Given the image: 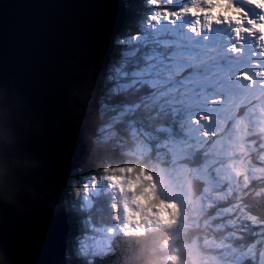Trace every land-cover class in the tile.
<instances>
[{
	"label": "snow or ice",
	"instance_id": "snow-or-ice-1",
	"mask_svg": "<svg viewBox=\"0 0 264 264\" xmlns=\"http://www.w3.org/2000/svg\"><path fill=\"white\" fill-rule=\"evenodd\" d=\"M228 2L231 9L225 11L232 14L227 23L235 25L238 38L241 33L264 37V0H251L254 11ZM162 15L166 19L160 26L154 30L147 27V32L141 34V44L105 66L108 90L104 106L118 127L142 129L140 135L151 153L180 175H189L198 197L209 192L217 194L207 196L206 208L212 211L207 212L206 222L212 226L213 250L222 264H264V222H254L245 215L253 211L249 197L264 188V175L257 176L264 170V79L257 75L264 70V59L241 69L242 77L254 80L253 87L243 81L237 85L216 80L213 67L194 64L177 47V29L168 23L173 21V13L165 8ZM214 96L231 99L223 117L226 126L220 133L207 123H195L202 116L211 117L213 125L221 119L220 106L210 103ZM144 102L151 103L163 119L151 125L138 120ZM210 127L214 133L211 139L199 134L201 128ZM237 166L246 169L247 184L232 171ZM104 171L113 174L81 177L84 191L76 197L81 229L72 253L76 264H115L119 221L122 218L129 225L137 213L152 207L140 182L133 180L135 169ZM117 193L122 198V213L113 199ZM105 197L110 201L111 224L98 206ZM153 198L159 199L155 193Z\"/></svg>",
	"mask_w": 264,
	"mask_h": 264
},
{
	"label": "water",
	"instance_id": "water-1",
	"mask_svg": "<svg viewBox=\"0 0 264 264\" xmlns=\"http://www.w3.org/2000/svg\"><path fill=\"white\" fill-rule=\"evenodd\" d=\"M126 18L125 0H0V264H67L68 179Z\"/></svg>",
	"mask_w": 264,
	"mask_h": 264
},
{
	"label": "trees",
	"instance_id": "trees-1",
	"mask_svg": "<svg viewBox=\"0 0 264 264\" xmlns=\"http://www.w3.org/2000/svg\"><path fill=\"white\" fill-rule=\"evenodd\" d=\"M197 0H185L186 6L192 5ZM126 2V9H127V18L125 20V23L123 25V29L120 32L115 49L112 53V61L114 62L118 59V57L124 53L133 50L135 47H137L142 42L140 41V36L142 33L147 32V27L149 26V21L155 14H159L163 17H166L163 14V10L167 8L169 11L173 13L174 10L175 13H173V16H177L180 11H177L178 9H184V7H180L178 4V1H174L173 5L165 4V2H159L157 5L153 3V0H125ZM211 1H204L199 0L200 8L202 10L205 9V11H209L211 8ZM178 7V8H177ZM182 11V10H181ZM187 12H194V10H188ZM157 12V13H154ZM147 15L149 18L147 20H144L143 17ZM143 36V35H142ZM141 36V37H142ZM250 48H255L254 44L252 43L250 45ZM240 58L245 59L247 61V56L240 55ZM236 76L240 77L242 80H246V77H242L241 74L236 73ZM227 78L228 76H224ZM232 79H228V82L232 83ZM233 84V83H232ZM108 90V81L105 83L104 88V94L100 98V126L99 128L106 122V119L108 118L107 115V109L104 106V95L106 94ZM162 120L163 117L159 116L158 113H155L153 111V105L149 102H144L142 106L139 108V115L137 117L138 120H141L143 122H147L148 124H155L157 122V119ZM131 128V127H129ZM142 131V129H141ZM126 139H128L126 137ZM125 144V143H124ZM127 145V144H125ZM108 147L99 146L98 140H95L94 143V149L91 153V156L89 157V160L87 163H85L79 170H76L70 174V183H69V194L66 193V197H68V204L66 206L67 212L71 217L70 222V229H69V236L67 237V249L66 251L68 254L66 255V261L67 264H76L74 261V257L72 255L73 253V247H74V240L77 234H79L81 225H80V219L82 218L78 212L77 204L78 200L76 197H78L83 191L84 187L81 182V177H89L92 174H95L97 176L103 177L105 175H111L110 172H105V169H112L113 166H121L124 169H135L136 174H138L142 169L143 165L135 162L129 157H126V154L128 152L127 148H122V151L119 149V151H113L112 152L107 149ZM152 165V164H151ZM151 165H149L148 170L147 167L145 168L147 170V173H149ZM80 174V175H79ZM113 174V173H112ZM115 174H118L115 173ZM140 182V181H139ZM141 184V190L144 192L145 183L140 182ZM152 193H154V187L151 186ZM217 194L214 195V197ZM197 195L192 197H196ZM264 196V188H259V190H256L254 195L249 197V204L251 205L253 211L252 212H246L245 215L249 220H252L254 222L260 223L264 222V200L261 199V197ZM113 199L118 203V208L121 211L122 207L119 205L118 199L113 196ZM151 204L153 208H156L158 211L157 217L154 218V212H150L149 215L142 217L139 215H136V218L131 221L129 225H125V222L120 224L121 226L117 230V243L116 247L114 249V254L116 255L117 259L115 264H141L140 259H138V253L141 248V245L145 242L144 234L149 230V226L152 225L154 222H161L159 219V213H160V200L151 198ZM164 197H162L161 201L162 204ZM110 201L109 198H101L98 202V206L102 208V215L105 219V221L109 224L114 223L111 219H109L112 210L110 209ZM167 210V209H166ZM186 210L188 213H195L196 217L194 219L189 218H183L181 214H179L176 210L173 211V213H168L166 211V219L162 221V223L166 224L168 226L167 232L165 233L169 239L175 238L179 243L182 244H188L191 239L194 237L199 236L198 228L190 229V226L195 224L198 221V207L187 205ZM193 211V212H192ZM212 211L208 210L206 207L202 211V215L200 216V219L202 221H206L207 219V212ZM253 212H255V215H253ZM122 213V212H121ZM120 222V221H119ZM210 228L207 229V231ZM132 231H139L140 233H135L134 235L129 234L128 232ZM213 234V232L211 231ZM215 237V236H214ZM206 251V249H203ZM211 253H215V251L212 249L210 250ZM214 256H218L215 254ZM170 260H173L174 257L169 258ZM200 264H217L214 260L211 262H204Z\"/></svg>",
	"mask_w": 264,
	"mask_h": 264
},
{
	"label": "rangeland",
	"instance_id": "rangeland-1",
	"mask_svg": "<svg viewBox=\"0 0 264 264\" xmlns=\"http://www.w3.org/2000/svg\"><path fill=\"white\" fill-rule=\"evenodd\" d=\"M174 1H178L180 7H184L182 11L179 12L177 16H173V21H169L168 23L172 24V27L176 28L177 31L174 33L177 36L175 41L178 48L183 49L186 53V57L189 55L190 50V41L188 39L189 33L187 34V29L189 24L192 21V17L194 13H199L205 11L201 10L199 0L195 1L192 5L186 6L185 0H153L154 5L159 2H165V4L173 5ZM204 1H211V8L209 11H213L215 16L219 17L225 14H232L231 11H225L226 8L231 9V3L228 0H204ZM233 3L236 4L237 8H245L243 4L245 2H251V0H232ZM156 4V5H157ZM178 8V7H177ZM188 10H196V12H187ZM176 10L173 11L175 13ZM157 13V12H154ZM166 17H163L159 14H155L153 18L149 21V26L154 30L158 26L161 25V22ZM143 42V36L140 39ZM215 70L220 69V67H213ZM213 77L215 79V73H213ZM223 97L214 96L210 100V103H216L220 106L219 116L221 119H218L213 125V121L211 117H201L199 120L195 121L196 124L207 123L210 126L215 128V133H220L223 131L221 124L223 123V111H222V104L220 100ZM100 102V101H99ZM108 118L106 122L98 129V136L97 140L99 146L108 147L112 152L122 151V148H127L128 152L126 157L131 158L135 162L142 164L143 169L138 173H133V180L140 181L145 183L144 188V196L147 199L148 203L152 206L151 201L153 197V193L151 190V186L154 187V193L159 197L160 205L158 207H164L167 209L168 213H173V211H177L183 218L194 219L196 217L195 213H188L186 210L187 205H192L198 207V221L192 226L190 229L198 228L199 236L194 237L189 241L187 246V252L191 256L193 260V264H200L204 262H211L215 261L217 264H222L220 258L218 256H214L216 253H211L210 250L214 248L212 244V239H215L214 235L211 233V225L208 224L206 221H202L200 216L202 215L203 209L206 207L208 203L207 196H213L216 194L215 192H209L207 196L195 198L192 197V181L189 175H180L176 172L170 164H166L165 161L161 159H157L155 155H153L149 149V147L145 144L143 137L140 135V131L136 127H118L116 125L115 118L108 114ZM189 132L191 130H188ZM200 135L204 136L205 138L211 139L214 135L213 131L210 128H201ZM126 137L128 139H126ZM214 138V137H213ZM127 145H125V144ZM94 149V146H93ZM92 149V151H93ZM85 164V163H84ZM83 164V165H84ZM152 164V165H151ZM81 165V166H83ZM149 165H151L150 172L147 175L144 174V170ZM80 166V168H81ZM79 168V169H80ZM123 168L121 166H113L112 169ZM77 169V170H79ZM232 171L238 176H242L246 174V169L242 166H237L233 168ZM112 174V172H110ZM80 175V174H79ZM116 175H119L116 174ZM70 176V175H69ZM69 183L70 179H68V184L66 188V193L69 194ZM111 191V190H110ZM114 196L120 200L122 199L119 194H114ZM162 197H164L163 201L167 200L171 203H163L162 204ZM68 204V197L65 199V206ZM122 207V205H121ZM175 211V212H176ZM122 212V210H121ZM150 212H154V218L157 217L158 211H153V206L149 207L147 212L137 213L136 215L145 217L149 215ZM193 212V211H192ZM71 217L68 215V220L71 222ZM124 220L121 218L120 224H122ZM210 228L208 231L207 229ZM78 235V234H77ZM170 240L173 243L178 242L174 237ZM203 249H206L203 250ZM68 252L66 251V255ZM171 258V257H169Z\"/></svg>",
	"mask_w": 264,
	"mask_h": 264
},
{
	"label": "clouds",
	"instance_id": "clouds-1",
	"mask_svg": "<svg viewBox=\"0 0 264 264\" xmlns=\"http://www.w3.org/2000/svg\"><path fill=\"white\" fill-rule=\"evenodd\" d=\"M166 211V208L161 207L159 213L161 222H154L144 234L146 239L141 245L138 259L141 264H193V260L187 252V246L179 242L173 243L165 234L168 226L162 221L167 218ZM169 257H174V259L170 260Z\"/></svg>",
	"mask_w": 264,
	"mask_h": 264
}]
</instances>
